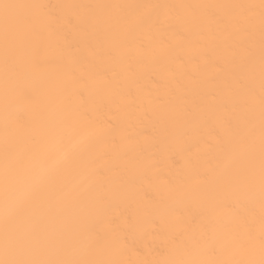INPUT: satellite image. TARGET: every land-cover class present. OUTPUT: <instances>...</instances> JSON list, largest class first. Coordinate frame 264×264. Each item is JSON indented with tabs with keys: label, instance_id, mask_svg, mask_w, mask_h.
Returning <instances> with one entry per match:
<instances>
[{
	"label": "bare ground",
	"instance_id": "1",
	"mask_svg": "<svg viewBox=\"0 0 264 264\" xmlns=\"http://www.w3.org/2000/svg\"><path fill=\"white\" fill-rule=\"evenodd\" d=\"M0 2V260L259 261L260 0Z\"/></svg>",
	"mask_w": 264,
	"mask_h": 264
},
{
	"label": "snow or ice",
	"instance_id": "2",
	"mask_svg": "<svg viewBox=\"0 0 264 264\" xmlns=\"http://www.w3.org/2000/svg\"><path fill=\"white\" fill-rule=\"evenodd\" d=\"M37 7L34 5H23V4H13L7 2H0V24L3 27V34L6 43L5 50V63L8 62V49L7 44L10 38L19 35V29L22 26H27L32 23V16L28 13H22L19 10L30 9ZM43 7V6H40ZM108 7V6H103ZM237 7H244L249 10H255L257 7L260 9L261 17V48H260V60H261V194L264 198V0H260L259 5H241ZM250 55L254 56V50H250ZM84 117L87 113L82 114ZM97 243H103V237L97 238ZM209 253H214V248H208ZM0 264H122V262L117 261H51V260H0ZM198 264H229L226 261H200ZM234 264H264V232H262L260 241V259L238 261Z\"/></svg>",
	"mask_w": 264,
	"mask_h": 264
}]
</instances>
